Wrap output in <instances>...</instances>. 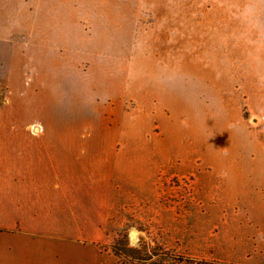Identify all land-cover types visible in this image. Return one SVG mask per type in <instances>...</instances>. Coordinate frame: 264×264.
<instances>
[{
	"label": "rangeland",
	"instance_id": "374dc122",
	"mask_svg": "<svg viewBox=\"0 0 264 264\" xmlns=\"http://www.w3.org/2000/svg\"><path fill=\"white\" fill-rule=\"evenodd\" d=\"M96 8L106 14L85 12L83 26L98 30L85 37L94 47L66 59L79 68L81 99L63 97L56 85L52 100L26 104L35 112L36 128L68 130L51 134L54 140L99 143L95 173L100 179L114 175L118 195L134 196L118 204L105 230L103 264H118L110 245L124 233L131 247L143 241L213 264H264V153L249 156L235 147L250 139L243 121L264 113V85L256 84L263 72L256 67L264 60V33L253 27L264 16V0H132L131 6ZM195 13L213 18L207 37L197 38L198 45L200 39L208 44L207 51L195 52L190 43L187 19ZM166 14L181 17V37L166 35L163 26L141 34L147 22ZM129 15L132 36L124 21ZM238 21L244 22L243 38ZM9 55L10 42L0 41V63L7 64ZM50 56L58 62L63 57ZM5 72L1 68L0 77ZM122 79L128 81L125 90ZM93 88L106 95L112 90L116 101L96 99ZM7 103L0 100V124L28 123L15 113L17 102ZM130 142L138 147L130 148ZM140 142L149 147L142 149ZM143 156L157 172L154 195ZM85 163L84 173L92 166L87 156Z\"/></svg>",
	"mask_w": 264,
	"mask_h": 264
},
{
	"label": "crops",
	"instance_id": "0c3cea01",
	"mask_svg": "<svg viewBox=\"0 0 264 264\" xmlns=\"http://www.w3.org/2000/svg\"><path fill=\"white\" fill-rule=\"evenodd\" d=\"M97 4L131 6L132 0H0V41L10 42L7 64L0 63V69H6L0 77V100L7 101L6 106L17 102L15 113L28 120L0 124V228L7 230L0 233V264H103L100 245L107 241L105 230L115 219L118 204L133 200V194L124 196L119 191L118 195L114 175L100 179L95 173L93 164H98L100 157L94 150L100 148L99 143L86 146L80 141L54 140L51 134L68 130L36 128L35 112L26 104L36 99L52 100L56 85L63 97L81 99L84 90L79 68L70 66L66 59L68 54L79 56L94 47L85 44V37L99 35L98 30L94 24L89 30L83 26L85 12L106 14L105 9L96 8ZM162 17L147 22L141 34L149 35V29L159 31L163 26L166 35L181 37V17ZM211 17L195 13L187 19L195 52L207 51L208 44L200 39L198 45L197 38L207 37ZM124 21L132 36L130 15ZM237 27L243 38L244 22L238 21ZM253 27L263 34L264 16L253 20ZM57 52L63 57L59 62L51 61L50 55ZM256 69L263 71L256 84L264 85V60H259ZM116 82L114 79L113 85ZM127 84L122 79L123 90ZM90 92L97 94L96 99L101 95L109 101L117 99L110 89L108 95L94 88ZM243 123L250 139L240 140L235 147L249 156L264 153V113L253 114ZM5 133H11V138L6 139ZM130 145L138 147L136 142ZM140 147L147 149L149 144L140 142ZM86 149L91 151L86 153ZM209 149L218 154L217 147L210 145ZM86 156L92 166L84 173ZM141 161L147 166L154 195L157 172L154 166L149 168L148 156Z\"/></svg>",
	"mask_w": 264,
	"mask_h": 264
},
{
	"label": "trees",
	"instance_id": "16d2710c",
	"mask_svg": "<svg viewBox=\"0 0 264 264\" xmlns=\"http://www.w3.org/2000/svg\"><path fill=\"white\" fill-rule=\"evenodd\" d=\"M6 231L0 228V233ZM110 249L118 264H213L206 260L175 254L160 244L151 247L141 241L138 247H131L127 233L121 234L117 241L110 245Z\"/></svg>",
	"mask_w": 264,
	"mask_h": 264
},
{
	"label": "bare ground",
	"instance_id": "6f19581e",
	"mask_svg": "<svg viewBox=\"0 0 264 264\" xmlns=\"http://www.w3.org/2000/svg\"><path fill=\"white\" fill-rule=\"evenodd\" d=\"M133 231H134V229H133ZM134 239V238H133ZM137 239V238H136Z\"/></svg>",
	"mask_w": 264,
	"mask_h": 264
}]
</instances>
